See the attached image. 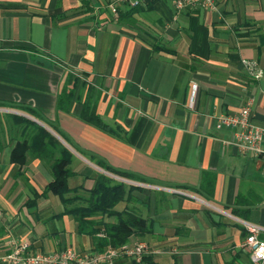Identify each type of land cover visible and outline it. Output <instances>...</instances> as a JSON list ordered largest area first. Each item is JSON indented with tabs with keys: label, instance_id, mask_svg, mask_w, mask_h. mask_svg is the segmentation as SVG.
<instances>
[{
	"label": "crops",
	"instance_id": "crops-1",
	"mask_svg": "<svg viewBox=\"0 0 264 264\" xmlns=\"http://www.w3.org/2000/svg\"><path fill=\"white\" fill-rule=\"evenodd\" d=\"M130 8L124 0H0V258L24 240L32 254L106 248L78 232L59 197H38L53 179L49 159L30 151L23 166L10 162L15 143L34 133L16 115L73 155L70 189L113 178L97 160L142 178L127 180L135 187L128 206L152 232L128 244H149L157 264H252L239 221L264 226V163L224 146L232 131L216 121L250 102L264 128V0H221L213 12L145 0L119 17ZM69 75L76 83L64 112L57 102ZM95 100L118 137L79 119ZM204 176L210 199L198 193Z\"/></svg>",
	"mask_w": 264,
	"mask_h": 264
},
{
	"label": "trees",
	"instance_id": "trees-1",
	"mask_svg": "<svg viewBox=\"0 0 264 264\" xmlns=\"http://www.w3.org/2000/svg\"><path fill=\"white\" fill-rule=\"evenodd\" d=\"M157 0H151V2ZM138 8H130L127 12L119 13V17H127L137 11ZM67 84L63 88L57 108L61 111H68L69 104L73 97V86L76 78L69 75ZM68 83L72 85L69 89ZM29 115L36 117V112L31 108H24ZM15 121L21 122L34 128L31 139L18 141L10 152V162L23 166L26 162L27 153L33 151L36 157L49 159L52 173V181L44 188L39 196L48 194L60 198L65 207L64 214L71 215L77 223L78 232L90 236L99 249L107 246L121 247L128 244L131 237H144L152 232V223L143 218L128 206L132 198L134 186H127L122 182L105 175L95 176L94 184L90 189L76 187L70 189L68 181L76 176L71 169L73 155L45 129L35 123L16 116H10ZM79 119L94 128L107 133L110 136L118 137L115 130L105 124L97 113V100L87 101L82 105ZM55 129V128H54ZM98 167L107 173L130 181H140L141 177L134 174L114 169L104 162L96 161ZM213 184L206 177L199 187V192L206 199L213 195ZM72 194V196H70ZM29 203V207H30ZM236 215L237 213L234 212ZM129 264H137L129 262ZM141 264H157L151 256H144ZM231 264V263H227Z\"/></svg>",
	"mask_w": 264,
	"mask_h": 264
},
{
	"label": "built area",
	"instance_id": "built-area-1",
	"mask_svg": "<svg viewBox=\"0 0 264 264\" xmlns=\"http://www.w3.org/2000/svg\"><path fill=\"white\" fill-rule=\"evenodd\" d=\"M124 1L131 8H136L145 0ZM171 2L176 12L186 9H202L213 12L217 10L221 0H171ZM244 63L253 78L260 79L262 77V72L255 62ZM195 92L191 94L193 101ZM251 105L248 102L236 114L220 115L217 118L216 126L232 131L231 138L222 142L224 146L234 147L239 152L254 156L264 163V128L253 123ZM112 177L117 179L115 176ZM1 217L2 212L0 211ZM239 222L246 232L244 247L250 255L252 264H264V226L244 221ZM29 247L30 244L27 240L21 241L14 246L10 254L0 260L3 264H116L120 260L141 264L144 256H151L155 253L145 242H135L121 247L107 246L102 252L87 253H78L73 248H65L53 254H32L29 252Z\"/></svg>",
	"mask_w": 264,
	"mask_h": 264
},
{
	"label": "rangeland",
	"instance_id": "rangeland-1",
	"mask_svg": "<svg viewBox=\"0 0 264 264\" xmlns=\"http://www.w3.org/2000/svg\"><path fill=\"white\" fill-rule=\"evenodd\" d=\"M62 145V144H61ZM67 149V148H66ZM68 150V149H67ZM69 151V150H68ZM113 179H115V178H113ZM123 179V178H122ZM116 180V179H115ZM116 181H119V182H122V183H124L125 185H127V186H131L132 184V182H130V181H125V182H123V181H120V178L118 179V180H116ZM70 196H72V194L70 195ZM129 262V261H128Z\"/></svg>",
	"mask_w": 264,
	"mask_h": 264
},
{
	"label": "clouds",
	"instance_id": "clouds-1",
	"mask_svg": "<svg viewBox=\"0 0 264 264\" xmlns=\"http://www.w3.org/2000/svg\"><path fill=\"white\" fill-rule=\"evenodd\" d=\"M258 255H259V253H258Z\"/></svg>",
	"mask_w": 264,
	"mask_h": 264
}]
</instances>
